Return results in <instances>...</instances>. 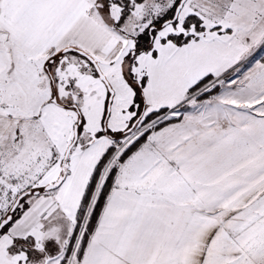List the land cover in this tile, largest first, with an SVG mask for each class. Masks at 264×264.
I'll return each mask as SVG.
<instances>
[{
    "label": "snow or ice",
    "instance_id": "snow-or-ice-1",
    "mask_svg": "<svg viewBox=\"0 0 264 264\" xmlns=\"http://www.w3.org/2000/svg\"><path fill=\"white\" fill-rule=\"evenodd\" d=\"M0 264H264V0H0Z\"/></svg>",
    "mask_w": 264,
    "mask_h": 264
}]
</instances>
